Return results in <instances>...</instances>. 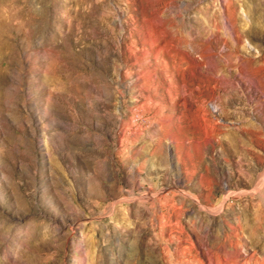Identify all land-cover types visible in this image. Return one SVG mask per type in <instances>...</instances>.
<instances>
[{"label": "rangeland", "instance_id": "1", "mask_svg": "<svg viewBox=\"0 0 264 264\" xmlns=\"http://www.w3.org/2000/svg\"><path fill=\"white\" fill-rule=\"evenodd\" d=\"M0 264H264V0H0Z\"/></svg>", "mask_w": 264, "mask_h": 264}, {"label": "bare ground", "instance_id": "2", "mask_svg": "<svg viewBox=\"0 0 264 264\" xmlns=\"http://www.w3.org/2000/svg\"><path fill=\"white\" fill-rule=\"evenodd\" d=\"M212 259V258H211Z\"/></svg>", "mask_w": 264, "mask_h": 264}]
</instances>
